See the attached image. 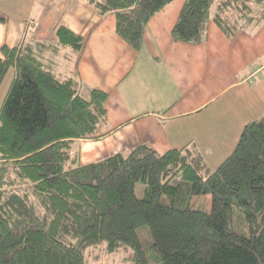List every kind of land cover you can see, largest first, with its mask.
<instances>
[{
    "label": "trees",
    "instance_id": "obj_1",
    "mask_svg": "<svg viewBox=\"0 0 264 264\" xmlns=\"http://www.w3.org/2000/svg\"><path fill=\"white\" fill-rule=\"evenodd\" d=\"M171 1L87 0L114 17L117 36L135 51ZM262 3L183 0L171 37L204 42L215 6L214 22L231 38L237 21L228 13L252 20V4ZM56 35L81 51L77 34L59 26ZM11 68L0 108V264H85L86 251L103 242L109 253L131 249L133 264H264V116L243 126L213 170L187 148L159 154L148 144L81 164L76 142L108 134V94L57 78L27 44L0 47V85ZM136 182L145 185L141 199ZM205 195L209 211L190 207ZM235 212L240 225L230 226Z\"/></svg>",
    "mask_w": 264,
    "mask_h": 264
},
{
    "label": "crops",
    "instance_id": "obj_2",
    "mask_svg": "<svg viewBox=\"0 0 264 264\" xmlns=\"http://www.w3.org/2000/svg\"><path fill=\"white\" fill-rule=\"evenodd\" d=\"M182 5L172 0L158 12L135 51L117 36L114 17L99 16L87 0H30L31 16L41 18L33 25L32 17L15 21L5 15L0 3V47L27 44L57 78L108 94V134L76 142L81 164L139 144L159 154L187 148L205 163L224 160L229 139L238 140L244 125L264 116V11L252 20L230 11L237 21L231 38L212 13L206 40L189 45L171 37ZM59 26L84 40L81 51L59 44ZM254 74L258 81L247 85Z\"/></svg>",
    "mask_w": 264,
    "mask_h": 264
},
{
    "label": "rangeland",
    "instance_id": "obj_3",
    "mask_svg": "<svg viewBox=\"0 0 264 264\" xmlns=\"http://www.w3.org/2000/svg\"><path fill=\"white\" fill-rule=\"evenodd\" d=\"M28 1L30 0H3L1 3L3 7L4 14L7 16H12V19L15 21H19L22 19H30L32 17L31 25H33L34 21L41 22V18L37 17V15L31 16V11H28ZM183 1V0H182ZM25 3V4H24ZM252 16L253 19H257L262 17L263 11H264V3L262 4H252ZM216 12V7L213 6L211 9V14ZM40 13V9L37 10V14ZM49 19L53 21L56 20V17L49 16ZM29 21V20H28ZM43 21V20H42ZM237 25V24H236ZM34 46V44H32ZM69 49V48H68ZM33 51H35L33 49ZM46 53H49V51H46ZM37 56V55H36ZM14 69H10L4 79L2 80V83L0 85V105H2L3 99L6 96V93L8 91V88L10 86L11 80L13 79ZM257 74V73H256ZM252 75L248 82H246L247 85L252 84V82H257L259 77H255V75ZM261 78L264 76V71L260 74ZM263 79V78H262ZM257 80V81H255ZM263 112H260L259 115L264 114V107L262 108ZM234 132V130H233ZM237 140L229 139V152L227 155L231 153L233 150V147L235 146ZM77 149V146L75 147ZM227 148V150H228ZM224 156V157H226ZM222 160H212V161H206L207 166L213 170L216 168L217 165H219ZM135 195L138 199H141L145 195V185L141 182L135 183ZM210 204H211V198L208 195L205 196H195L192 198L190 202V207L192 209L202 210V211H209L210 210ZM239 213L235 212L233 215V220L231 222V225L239 226L240 225V219H239ZM237 230L241 233H245L247 229L237 227ZM138 236L140 241L143 243V245L146 246L148 242H151L148 229L146 227H141L138 229ZM132 251L131 249L121 246L113 253H109L106 251V244L100 243L96 245L95 247H91L86 251L85 254V264H133L131 259Z\"/></svg>",
    "mask_w": 264,
    "mask_h": 264
}]
</instances>
